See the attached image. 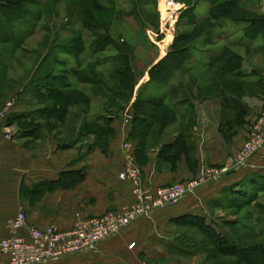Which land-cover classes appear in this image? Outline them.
<instances>
[{"label":"crops","instance_id":"1","mask_svg":"<svg viewBox=\"0 0 264 264\" xmlns=\"http://www.w3.org/2000/svg\"><path fill=\"white\" fill-rule=\"evenodd\" d=\"M206 2L199 16L194 5L184 7L187 17L180 27L188 30L174 31L165 48L146 37L142 42L124 39L137 53L132 51L137 62H145L133 66L135 82L124 108L130 109L135 97L146 99L138 111L143 126L134 128L144 142L141 151L119 110L109 122L113 135L103 150L93 146L81 152L75 142L54 138L44 128L36 138L16 136L14 129L10 139L0 140V239L6 234V221L19 209L28 225L67 228L74 213L92 216L131 203L132 184L117 177L126 159L121 143L127 138L142 187L186 184L197 180L203 169H230L176 203L153 209L94 248L41 264H228L233 257H209L213 237L235 247L264 240V144L239 166L233 159L245 125L263 99L264 71L256 70L253 58L259 50L264 52V43L259 35H246V22L215 19ZM203 18L210 23L189 36L194 22ZM138 46L143 52L151 47L153 53L139 59ZM13 56L1 60L13 62ZM7 87L5 98H13L10 115L40 107L29 84L24 89L14 83ZM96 103L101 105L92 94L88 118L105 113L104 107L97 112ZM175 139L182 147L179 153L163 152V146ZM5 262L0 253V264Z\"/></svg>","mask_w":264,"mask_h":264},{"label":"rangeland","instance_id":"2","mask_svg":"<svg viewBox=\"0 0 264 264\" xmlns=\"http://www.w3.org/2000/svg\"><path fill=\"white\" fill-rule=\"evenodd\" d=\"M238 1L245 7H249L259 13H264V0ZM175 2L177 3L178 8L180 10L182 9V11L176 22L172 24L171 28H162L163 31L160 30L161 28L159 25L160 19L158 0H42L39 6L25 3L23 6L28 9V11H26L25 18L23 17L22 19L14 21L9 25H2L0 23V37L2 39H6L0 41V55L2 56L0 57V84L5 88L7 86V88H9V85L14 83L16 86H21L22 89H24L27 84L31 83L34 76L39 72V68H43V66L48 68L54 64L52 60L53 57H58L59 59H64L66 57V54L64 55L63 53L64 48H61L62 46L59 45H64L63 47H66L68 39L75 35L87 38L91 37V35H98L101 33L98 32L100 30L95 31L92 29L88 31L81 29V26L79 27V25L82 23V20L83 22L90 21V27L96 24L97 26H94L95 29H105V32L108 31L106 33L110 34L111 37L117 41V43L123 42L125 43L124 45H126V42L128 41L135 40L142 42L146 37L152 44L159 43L160 49L165 48L168 44L167 41L173 37L174 31L178 32L188 30H184V28L182 29V27H180L184 23L185 17H187V13L185 12L186 7L194 5V13L198 16L206 11L207 7L206 0H175ZM94 4H96L97 7L93 6ZM27 12L29 13L28 15ZM147 27L148 29L146 30L145 28ZM124 39L126 42H124ZM86 40L88 42V39ZM126 47L128 49L129 56L134 63L133 66H143V63L145 62L141 60L137 62L135 59L136 55L133 54L134 51L131 46L126 45ZM114 48L115 47L107 49L105 52L97 53L95 54L97 56H93L87 61H92L94 57H100L102 55H115L117 52H115ZM145 48L146 53L142 51L143 49H141L140 46L137 47V50L142 53L141 56H137L139 59H145V54L150 56L153 53L151 47ZM246 52L247 50H245V54H247ZM259 53L257 52V54L254 55L255 58L253 59L256 61V70L263 72L264 67L262 66L259 68V66H261L262 61L264 60V52L259 51ZM11 55H14L13 62L10 61L7 63L1 60ZM133 66L132 71L135 75V67ZM8 69L9 71L7 75ZM93 70L88 69V73L89 71L91 73L96 71L95 68ZM12 73L14 77L10 76ZM105 74L106 73H104V75ZM263 79L264 77H262V80ZM71 80L75 86H80L74 78H71ZM105 82L107 83L106 80ZM4 87L0 89V107L3 106L4 102L10 97L8 95L5 98L6 89ZM103 87L104 83L101 82L99 89H103ZM91 88L92 87H87L85 90L87 91ZM129 98L130 96L127 98L126 95L122 96V100L119 101V111L123 112L125 110L124 108L127 107L125 105ZM263 99L255 117L247 123V125H245L243 140L241 141L239 147H237L235 153L242 149L244 142L253 137L251 134L256 135L262 131L263 124L261 120L259 122V118L262 117L261 111L263 107ZM96 106L97 112L101 107H103L99 104ZM72 107L74 108L72 109ZM130 109L126 110L130 111ZM88 110V104L69 106L65 119L62 123L63 125L56 124L54 123L55 121H49L47 124V122L43 120L41 121L43 124H41L39 132H41L42 128H44V131H47V134L52 135L54 138L61 141L75 142L81 152H86L93 146L98 145L96 143L97 138L102 139L101 141L103 143V140L106 137L105 134L95 136L91 133L93 129L92 125L97 124L98 126H101L103 123L99 119V121L96 120L98 115H96V119L91 118L90 116V118H88ZM104 114L105 113H103V115ZM8 118L9 116L6 117L4 125L8 126L6 131H10L11 133L14 129L16 131V127L13 124L11 126L6 123ZM77 121L79 122V125L76 127ZM83 123H86L89 128L82 127ZM52 124H54V126H52ZM105 147L106 145L104 147L102 146V150ZM98 148L101 149L100 146ZM257 243L262 244L264 243V240L257 241ZM221 258H223V256L220 258L216 257L214 259L218 261ZM232 259L233 258H231V262L234 261Z\"/></svg>","mask_w":264,"mask_h":264},{"label":"trees","instance_id":"3","mask_svg":"<svg viewBox=\"0 0 264 264\" xmlns=\"http://www.w3.org/2000/svg\"><path fill=\"white\" fill-rule=\"evenodd\" d=\"M41 1L0 0V23L2 25H9L23 17L25 18L28 9L23 4L28 3L39 6ZM208 1L210 4L208 12L211 16L215 19L227 17L233 21L246 22L248 24L246 26V31L248 30L246 35L249 32L250 38L254 35H259L264 43V13H259L245 7L238 0ZM93 6L97 7L96 4ZM206 23H210L208 18L195 21L189 36L199 34L205 28ZM80 26L81 29L88 31L92 29L95 31L100 30L98 32L101 33L91 35V37L87 38H82L80 35L70 37L67 41L68 44L66 43V47L59 45L62 46L61 48H64L63 53L64 55L66 54V57L64 59L53 57L54 64L51 67L45 68L43 66V68H39V72L34 76L29 86L33 100L37 104H40V107H37L28 114L24 112L12 113L6 121L7 124H13L16 127L14 133L16 136L36 138L40 133L41 120H44L47 124L49 121L62 124L68 107L72 105H87L92 94L100 99L101 106L105 108V114H100L96 117L97 119L95 118L96 120L99 119L103 125H92V134L95 136H100L101 134L106 135L103 143L101 141L102 139L97 138V146H100L102 149V146L104 147L107 144V140L113 135V130L109 126V122L115 117L118 109H120L119 101L122 100V96L126 95L127 98L131 95L135 82L132 71L133 62L126 47L129 44L126 43L124 45L125 43L123 42L117 43L110 34L106 33L108 31L105 32V29L103 30L97 27L95 29L94 26H97L96 24L90 27V21L83 22L82 20ZM86 39H88V42ZM1 40L6 39L1 38ZM113 47H115V52H117L115 55H102L100 57H94L92 61H87L93 56H97L95 54L105 52V50ZM175 47L178 46L173 44L174 49ZM157 66L158 64L154 68ZM94 68L96 70L93 72L94 74L90 71L88 73V69L93 70ZM104 73L106 74L104 75ZM71 78H74L80 86H75ZM101 82L104 83L103 89H99ZM87 87L92 88L86 91L85 89ZM143 101H146V99L135 97L131 103L129 137L137 144V151H141L140 149L144 145L142 138L136 135L134 129L139 124L143 126L141 121L143 114L138 112L141 111L140 104ZM144 126L147 128L149 122L144 123ZM82 127L89 128L86 123H83ZM177 141L175 139L170 144L164 145L162 148L164 149L163 152L170 151V153H179L182 147L177 144ZM211 243L212 245L208 253L210 258L231 256L234 261L228 264H264V243H256L247 247H235L229 244L227 240L218 238L217 236L212 238Z\"/></svg>","mask_w":264,"mask_h":264},{"label":"built area","instance_id":"4","mask_svg":"<svg viewBox=\"0 0 264 264\" xmlns=\"http://www.w3.org/2000/svg\"><path fill=\"white\" fill-rule=\"evenodd\" d=\"M159 25L162 28H171L176 22L180 9L175 0H158ZM163 31V30H162ZM13 98L9 97L0 107V140L10 139L5 119L10 115ZM263 128L259 134L252 135L244 142L240 151L234 154V164H243L249 156L257 151L264 141V99L261 111ZM131 113L122 112V122L128 124ZM121 149L125 155V163L117 177L128 180L132 184L131 192L134 200L118 210L107 209L97 215L82 217L74 213L73 223L67 228H58L49 224L42 228L28 225L22 209L6 221V234L0 239V253L6 258L5 264H41L57 258L65 257L94 248L99 242L123 230L140 217L153 209L176 203L183 195L192 192L197 186L215 179L226 173L230 167L203 169L197 180L186 184L170 183L156 187H142L139 184V169L134 163L131 154L130 141L124 139ZM140 264H155L143 261Z\"/></svg>","mask_w":264,"mask_h":264}]
</instances>
